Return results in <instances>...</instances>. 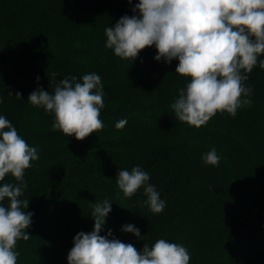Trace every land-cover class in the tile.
Returning <instances> with one entry per match:
<instances>
[{
    "label": "trees",
    "instance_id": "trees-1",
    "mask_svg": "<svg viewBox=\"0 0 264 264\" xmlns=\"http://www.w3.org/2000/svg\"><path fill=\"white\" fill-rule=\"evenodd\" d=\"M136 3L0 0V116L39 156L19 197L34 215L17 264H68L74 236L93 230L92 205L104 199L112 210L100 234L111 230L110 239L138 251L162 238L185 246L189 264H264V69L249 74L252 104L235 117L218 112L199 128L178 121L171 105L189 80L175 73L178 61H156L154 46L134 61L105 47V28L134 15ZM93 72L103 85L104 128L82 141L53 132L54 113L32 106L29 94ZM212 148L217 166L202 159ZM136 166L165 201L161 213L141 205L143 187L130 198L119 189L118 171ZM3 183L18 182L9 174ZM128 224L141 238L122 231Z\"/></svg>",
    "mask_w": 264,
    "mask_h": 264
},
{
    "label": "clouds",
    "instance_id": "clouds-1",
    "mask_svg": "<svg viewBox=\"0 0 264 264\" xmlns=\"http://www.w3.org/2000/svg\"><path fill=\"white\" fill-rule=\"evenodd\" d=\"M132 11L134 15H124L114 26L105 28V47L122 60L134 61L142 50L154 46L156 61H178L175 73L189 78L171 105L178 121L199 128L218 112L235 117L238 109L251 106L252 89L245 81L255 67L264 69V0H138ZM15 96L21 98L19 92ZM103 97L101 77L93 72L83 75L82 80L75 76L62 79L51 92L38 87L27 101L54 113L53 132L82 141L104 128L100 119ZM126 124L127 120L121 119L115 127L123 129ZM38 159L37 149L0 116V181L10 174L18 182L0 185V202L9 201L7 207L0 204V264H17V242L31 238L27 229L34 214L24 210L29 208V200L19 197L27 187L25 170ZM202 159L212 166L220 162L215 148ZM149 180V173L139 166L119 170L116 176L125 197L143 187L147 199L141 205L159 214L165 201ZM92 209L94 228L74 236L68 264H189L190 254L179 243L161 238L151 247L145 243L138 251L131 243L110 239L111 230L101 235L111 203L104 199ZM122 231L141 238L134 225H125Z\"/></svg>",
    "mask_w": 264,
    "mask_h": 264
}]
</instances>
